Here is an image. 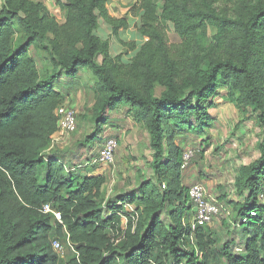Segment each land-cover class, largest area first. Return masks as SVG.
Here are the masks:
<instances>
[{"label":"trees","instance_id":"obj_1","mask_svg":"<svg viewBox=\"0 0 264 264\" xmlns=\"http://www.w3.org/2000/svg\"><path fill=\"white\" fill-rule=\"evenodd\" d=\"M64 1L63 23L36 0H4L0 9V264H264V0H161V12L158 0H141L133 14L144 41L123 43L134 52L128 61L113 58L100 36L102 25L115 35L130 28L127 18L110 16L109 0ZM170 27L180 43H169ZM85 71L95 80L93 133L75 151L94 150L121 108L149 136L152 178L141 175L136 190L113 197L111 215L104 176L84 175L75 164L70 172L58 161L61 153L47 154L59 130L55 113ZM222 89L227 103L255 113L262 132L259 157L234 180L244 202L208 193L214 168L206 176L189 167L201 148L184 166L192 147L183 141L212 129L208 107ZM195 186L219 210L209 225L225 214L223 206L232 207L235 222L254 235L216 249L220 236L209 225L191 224L196 212L188 194ZM119 203L136 205L139 220L135 228L130 220L125 238L112 244L123 234ZM47 205L61 213L62 224L43 212ZM54 241L65 242L64 259Z\"/></svg>","mask_w":264,"mask_h":264},{"label":"rangeland","instance_id":"obj_2","mask_svg":"<svg viewBox=\"0 0 264 264\" xmlns=\"http://www.w3.org/2000/svg\"><path fill=\"white\" fill-rule=\"evenodd\" d=\"M3 1L0 0V9ZM140 1L109 0V13H112L111 15L114 18H127L130 23V28L119 31V35L113 34L105 25L101 26L100 36L104 40L109 41L110 53L113 58L119 56L124 61H128L134 52L130 48H126L123 43L140 46L144 41L136 28L138 19L133 14V8L139 5ZM157 5L161 12L162 1L158 0ZM57 19L60 23L65 21L62 11L57 16ZM166 34L171 45L180 43L179 36L171 27L167 29ZM41 58L42 63L48 65L45 70L50 72L53 66H51V61L47 58L46 53H42ZM39 65L42 67V64ZM76 80V84H71L70 94L67 97L65 107L72 110L75 118L77 117V132L67 138H58L54 143L53 152L61 153L62 162L67 165L68 169L74 164L79 168L84 166L87 160L96 159V157L99 159L101 149L106 144V141L109 139L114 140L116 149L113 161L109 165H99L95 169V172L101 173L107 180L105 185L106 199L111 201L117 195L136 190V185L140 180L139 176L143 175L146 179L152 178L153 174L149 169V163L152 161L148 146L149 136L142 126L133 123L129 118L127 119L126 110L121 108L111 114V120L104 125L103 133L101 138L96 141L95 149L81 148L82 154L80 156L76 152L80 151L77 144H82L85 138H88L93 133L91 110L94 105L92 88L95 80L89 71L82 72ZM68 82L67 79L61 80V84H67ZM57 85H59L58 82ZM225 96L224 89L219 90L218 94L212 99L213 107H208L213 119L212 129L206 135H187V139L183 141L187 147H192L189 149L193 152H195L193 148L197 150L201 148L202 152L204 151L201 156L188 160L187 165L193 159L189 166L192 171L195 174L198 173V175L200 172L204 173L206 176L209 175V170L214 168L215 175L211 178L215 180L210 182V185L207 184L209 186L207 191L212 197L216 198L221 193L226 194L232 202H244L243 197L238 196L236 193L234 180L242 167L250 165L259 157L258 145L262 139V132L256 123V115L251 109L244 114L239 106L227 103ZM181 139L179 140L181 141ZM204 140H208V143L203 142ZM194 155L195 153L193 157ZM70 156H73V158L68 159ZM212 159L214 161H211ZM216 164L217 167L215 166ZM95 172L84 170L81 173L96 175ZM223 207L225 214L214 225H209L210 234L214 235L216 239L217 235L221 238L216 245V249H220L229 239L237 240L239 235H246V238L254 235L252 229L245 232V229L238 225L239 222H235L232 207ZM230 219L231 222H228ZM61 244L66 250L65 242ZM238 246L230 244V249L235 250Z\"/></svg>","mask_w":264,"mask_h":264},{"label":"built area","instance_id":"obj_3","mask_svg":"<svg viewBox=\"0 0 264 264\" xmlns=\"http://www.w3.org/2000/svg\"><path fill=\"white\" fill-rule=\"evenodd\" d=\"M42 2L50 11L52 15L56 18L61 12V8L59 2L65 3L64 0H37ZM56 116L59 119V130L54 136V140L50 150H53L54 143L58 138H67L69 135L74 134L77 131V122L72 110L67 109L65 106L60 107L56 111ZM116 149V142L114 140L106 141V144L101 149V154L99 159H95L94 164L99 165H109L113 161V156L115 154ZM194 152L189 150L187 153L184 154V166L187 165V161L193 158ZM189 200L195 205L196 214L195 217L192 219L191 224L193 229L196 228V225H209L212 221V218L219 214V210L216 205L213 204V200L207 197L206 190L201 186H195L189 191ZM260 203L264 204V194H261L259 197ZM109 200L106 199L104 202V208L107 212V215H111V211H108V203ZM119 206H123L124 210L119 213L120 217L122 218L123 223V234L118 235V238L112 237V244H118L125 238V232L127 231V225L129 221H133L134 228L137 225L139 220L137 214V207L135 205H127L123 203H119ZM44 213L50 214L52 213L56 220L61 223V214L59 212L53 211L50 205L44 207ZM251 216L253 218L258 219L257 213H252ZM247 222V220H245ZM54 249L58 252L61 257L65 256V250L61 243L55 242ZM72 251L74 249L72 248ZM240 252V249H237ZM75 252V251H74Z\"/></svg>","mask_w":264,"mask_h":264},{"label":"clouds","instance_id":"obj_4","mask_svg":"<svg viewBox=\"0 0 264 264\" xmlns=\"http://www.w3.org/2000/svg\"><path fill=\"white\" fill-rule=\"evenodd\" d=\"M58 132V131H57ZM77 132V131H76ZM56 135V134H55ZM54 135V136H55ZM110 140V139H109ZM108 141V140H107ZM104 146V145H103ZM51 149V148H50ZM54 150V149H53ZM53 150H49L48 152H47V154H49V155H51V154H53L52 155V157H55V155L56 156H58V154L60 153V152H53ZM60 155V154H59ZM59 157V159H61V157L60 156H58ZM97 158V157H96ZM58 160V159H57ZM62 160V159H61ZM61 160H58L62 165H63V163H62V161ZM91 160H94L95 161V159H90V160H87L86 162V164H84V166H81V167H77L76 169L77 170H83V172H84V170H86V171H91L92 173L93 172H95V169H97L98 167H99V164H94L93 165V163H94V161H91ZM66 165V164H65ZM67 166V165H66ZM86 166H88L87 168H86ZM68 168V167H67ZM71 170V171H70ZM68 171H70V172H74V171H76L75 169H68ZM96 173V175H100V176H104V175H102L101 173H97V172H95ZM84 175H87V176H89V174H87V173H83ZM95 175V174H94ZM136 206V205H135ZM195 206V205H194ZM52 208V207H51ZM52 210L53 211H56V212H59V211H57V210H55V209H53L52 208ZM43 212H44V208H43ZM195 212H196V208H195ZM60 213V212H59ZM51 215H53L52 213H50ZM61 214V213H60ZM54 216V215H53ZM62 216V215H61ZM54 218H55V216H54ZM55 220H56V218H55ZM61 220H62V217H61ZM58 223H60L58 220H56ZM244 222H245V220H244ZM246 223V222H245ZM60 224H62V221H61V223ZM54 243H55V241H54ZM54 243H53V246H54ZM60 243V242H59ZM63 246V245H62ZM68 248H69V246H68ZM70 248H73L74 249V251H72L74 254H76L77 256H78V254H77V252H76V250H75V248L74 247H70ZM237 249H240L241 251L240 252H238L237 251ZM65 250V249H64ZM65 251H67L68 252V250H65ZM235 252L236 253H242L243 252V247L242 246H238V247H236L235 248ZM58 253V252H57ZM59 254V253H58ZM66 255H67V253H65V256L64 257H61V255L59 254V256L61 257V259H64L65 257H66Z\"/></svg>","mask_w":264,"mask_h":264},{"label":"crops","instance_id":"obj_5","mask_svg":"<svg viewBox=\"0 0 264 264\" xmlns=\"http://www.w3.org/2000/svg\"><path fill=\"white\" fill-rule=\"evenodd\" d=\"M107 8H108V10H109V12H110V8H109V2H108V5H107ZM111 11H112V9H111ZM110 15L112 14V13H109ZM112 16V15H111ZM113 17V16H112Z\"/></svg>","mask_w":264,"mask_h":264}]
</instances>
